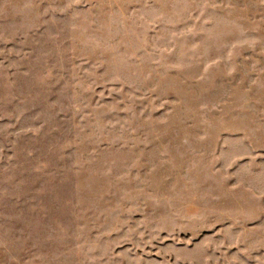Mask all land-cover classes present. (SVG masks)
Wrapping results in <instances>:
<instances>
[{"label": "rangeland", "instance_id": "374dc122", "mask_svg": "<svg viewBox=\"0 0 264 264\" xmlns=\"http://www.w3.org/2000/svg\"><path fill=\"white\" fill-rule=\"evenodd\" d=\"M0 264H264V0H0Z\"/></svg>", "mask_w": 264, "mask_h": 264}]
</instances>
